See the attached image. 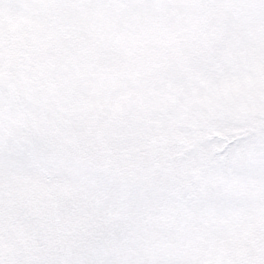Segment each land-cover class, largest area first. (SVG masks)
I'll list each match as a JSON object with an SVG mask.
<instances>
[{
    "label": "snow or ice",
    "instance_id": "obj_1",
    "mask_svg": "<svg viewBox=\"0 0 264 264\" xmlns=\"http://www.w3.org/2000/svg\"><path fill=\"white\" fill-rule=\"evenodd\" d=\"M0 264H264V0H0Z\"/></svg>",
    "mask_w": 264,
    "mask_h": 264
}]
</instances>
